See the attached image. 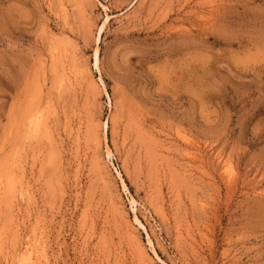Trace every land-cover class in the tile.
<instances>
[{
	"label": "rangeland",
	"instance_id": "374dc122",
	"mask_svg": "<svg viewBox=\"0 0 264 264\" xmlns=\"http://www.w3.org/2000/svg\"><path fill=\"white\" fill-rule=\"evenodd\" d=\"M0 264H264V0H0Z\"/></svg>",
	"mask_w": 264,
	"mask_h": 264
},
{
	"label": "bare ground",
	"instance_id": "6f19581e",
	"mask_svg": "<svg viewBox=\"0 0 264 264\" xmlns=\"http://www.w3.org/2000/svg\"><path fill=\"white\" fill-rule=\"evenodd\" d=\"M97 59V58H96ZM88 72V71H87ZM43 79V78H42ZM88 81V80H87ZM87 97V96H86ZM68 99V98H67ZM12 116V115H11ZM54 147V146H53ZM106 151H107V154L109 153V150L107 149V147H106ZM57 152V151H56ZM45 156V155H44ZM58 156V155H57ZM59 157V156H58ZM57 157V158H58ZM58 160V159H57ZM58 176V175H57ZM125 188V187H124Z\"/></svg>",
	"mask_w": 264,
	"mask_h": 264
}]
</instances>
